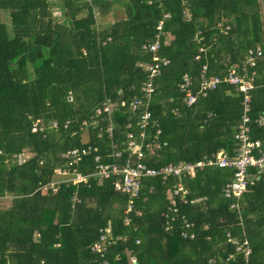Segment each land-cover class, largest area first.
<instances>
[{
  "label": "trees",
  "instance_id": "1",
  "mask_svg": "<svg viewBox=\"0 0 264 264\" xmlns=\"http://www.w3.org/2000/svg\"><path fill=\"white\" fill-rule=\"evenodd\" d=\"M80 1L62 0L57 20L49 0H0V199L10 198L0 208V264H101L103 259L130 264V257L136 264H264V173L247 188L236 212L220 192L231 172L196 170L181 180L188 203L176 200L172 221L165 192L176 179L169 177L141 180L127 213V197L113 191L107 180L90 178L86 184L60 185L55 192L39 190L64 164L81 175L93 170L91 157L72 164L62 158L72 148L94 147L91 156L109 163L115 146L120 154L115 161L128 159L125 136L136 128L128 129L127 123L134 124L136 115L127 104L142 98L139 88L147 72L137 63H151L152 55L141 47L156 40L155 57L168 64L151 80L147 134L152 136L156 123L160 149L141 161L158 170L168 163H195L220 150L232 155L242 95L222 83L186 107L177 85L188 74L196 89L202 65L206 76L240 71L247 51L259 46L263 58L247 70L256 75L249 116L253 120L264 114L259 11L264 0H118L124 18L101 30H96L93 9L104 13L111 2ZM104 98L126 102L110 118L111 137L104 133L107 116L90 120ZM36 122L41 130L32 132ZM251 136L263 139L264 130L253 128ZM24 154L27 158L17 163L16 157ZM180 215L194 224L189 230L193 239L180 237ZM99 229H109V237L116 239L103 259L89 251ZM242 231L251 249L246 263L225 238L228 232L241 239Z\"/></svg>",
  "mask_w": 264,
  "mask_h": 264
},
{
  "label": "built area",
  "instance_id": "2",
  "mask_svg": "<svg viewBox=\"0 0 264 264\" xmlns=\"http://www.w3.org/2000/svg\"><path fill=\"white\" fill-rule=\"evenodd\" d=\"M186 17L188 18L189 15H186ZM220 26L221 24L219 23V26L217 27ZM156 29H160V23L157 25ZM227 29L228 26L220 30L225 33ZM197 34H199V32H197ZM156 37L158 38V35H156ZM158 47L159 43L157 40L141 47L144 52L150 53L152 58L151 63L149 64L142 65L137 63V67L143 68L147 72V81L142 83L139 88L142 98L133 97L127 104V111L132 115H136L135 123H127V128L131 129L134 127L136 128V131L135 133L133 130L126 133V148L124 151L128 153V159L124 160V164H119V161H115V159L118 160L117 157L120 156L118 152L114 151L115 146H111L113 151L111 153L112 155H108V158L111 157L112 161L109 163H102L100 158L96 155L91 156V153L96 151V148L94 147L91 148L90 146H86L72 148L66 151L62 155V158L66 159L69 164H72L81 161L82 158L85 159L91 157L93 170L86 175H81L76 169H70L69 165L64 164L62 167H56L53 170L52 180L48 184L40 187V191L51 190L52 192H55L60 185L77 186L80 183L86 184L90 178L98 182L107 180L113 191L127 197L128 203L124 211V213H127L132 209L131 200L137 199L139 196L141 180L155 177L165 179L169 177L176 179V182L165 192V198L168 203L167 211L171 214L169 221H172L174 220L172 215L174 216L178 213L176 206L177 201L183 205L188 203L186 199L187 191L184 185H182L181 180L186 177H192L196 170H201L205 167H212L216 169H226L231 172V177L222 185L220 192L224 199L231 201L228 205L229 210L236 212L239 211V201L241 197L246 192L247 188L254 184L258 179V176L264 173V136L263 139H257L251 136L253 128L264 130V114H259L253 120L250 119V92L256 87L254 85L256 75L254 72H247L248 69L254 68L263 58L262 49L259 46H256L254 49L248 50L243 62L240 64V71L233 68L228 70L223 77L206 76V66L202 65L198 74L196 89L193 90V81L188 74H183L177 85V90L183 96L182 103L186 107L193 105L196 102L197 97H205L208 92L215 90L217 86L222 83L230 86L234 92L242 95V100L240 102V120L236 131L232 135V141L234 144L232 150L233 154L229 155L225 151L220 150L213 156L204 158L195 163L182 162L176 165L168 163L162 168L156 170L148 167L141 160L153 155L160 149V144L157 141L159 129L156 123L151 125L155 128L152 136L149 137L147 134V128L150 124V114L147 110V105L153 92L151 80L159 76L161 68L168 64V60L155 57V52ZM194 59L196 60L197 57ZM261 75L263 77L262 85L264 86V69L262 70ZM119 92L120 91H118V93ZM125 106V101L114 102L109 98H104L94 108L90 120L100 121L103 116H107L109 122L104 129V133L107 134L108 137H111L113 123L110 122V118H112L114 114L120 112V109ZM139 109H143L140 114L137 113ZM67 123L68 122H65L63 124V128L68 126ZM86 124L87 122L85 121L81 123L82 126H86ZM51 126L54 128L57 127L54 122L51 123ZM36 127L37 122L32 126L31 131L35 132L36 130H41V128ZM147 138H150V141L146 142ZM133 157L136 159L135 163L132 160ZM74 201L76 202L75 197L72 198V202ZM179 219L184 229L181 231L180 237L193 239L194 232L189 230L194 227V224L188 222L184 215H180ZM128 222L129 220L127 218L123 220L124 224H127ZM163 229L166 232L169 230V226L166 224L163 226ZM98 231L99 235L95 242L89 246V251L99 257V259H103L104 254L109 247L116 242V239L112 240L109 237V229H99ZM225 238L226 243L233 247L235 253L241 254L246 263L251 249L243 231L241 239L231 237L228 232L225 234ZM135 243H138V241ZM228 259H230V256H228ZM129 262L130 264H136L134 257H130ZM212 263V260H208L206 264ZM101 264H107V261L103 259Z\"/></svg>",
  "mask_w": 264,
  "mask_h": 264
},
{
  "label": "rangeland",
  "instance_id": "3",
  "mask_svg": "<svg viewBox=\"0 0 264 264\" xmlns=\"http://www.w3.org/2000/svg\"><path fill=\"white\" fill-rule=\"evenodd\" d=\"M111 5V10H114L112 12L113 15H108L106 16L105 20L104 21H101V16H98V11L101 12L98 8L95 7L94 9V20H95V25L97 26V29L96 30H99L100 27V23H107V22H112L114 20H121L124 18V14L120 11L116 9H113V7H116V5H118L119 7L121 6L119 4V1L118 0H108ZM49 2H52L51 0H49ZM113 5V6H112ZM122 7V6H121ZM84 11V10H83ZM120 14V16H119ZM51 16L52 17H55V19H60L61 18V14H59V12L54 8L52 7L51 8ZM261 19H263L262 15H261ZM115 22V21H114ZM217 26H219V23L217 24ZM84 134V133H83ZM83 140V137L81 138ZM27 158V155H20V156H17L16 157V160H17V163H21L23 160H25ZM42 192H45L44 190H42ZM10 203V198L8 197H4L3 199H0V208H5L9 205Z\"/></svg>",
  "mask_w": 264,
  "mask_h": 264
},
{
  "label": "crops",
  "instance_id": "4",
  "mask_svg": "<svg viewBox=\"0 0 264 264\" xmlns=\"http://www.w3.org/2000/svg\"><path fill=\"white\" fill-rule=\"evenodd\" d=\"M52 1V4H54L53 5V7L59 12V14H60V6H61V2H62V0H51ZM260 2H261V0H260ZM83 3V1L81 0L80 2H79V4L81 5ZM113 6V5H112ZM117 8V10L120 12H122L123 14H124V12H123V7H119L118 5H116V7H113V9H116ZM95 9V8H94ZM94 9H93V12H94ZM114 10H111V5H110V8L109 9H107L106 11H104V13L103 12H99L98 11V16H101L100 18H101V21H104L105 20V18H106V16H108V15H113L112 14V12H113ZM259 11H260V14L262 15L263 13H264V8L262 7V6H260V9H259ZM119 16H120V14H119ZM59 20V19H58ZM114 21H116V20H114ZM114 21H112V22H107V23H100V25H99V27H100V29L99 30H101V29H103V28H106V27H108L109 25H111ZM118 21V20H117ZM261 21L264 23V18L263 19H261ZM96 26V25H95ZM96 29H97V26H96ZM98 105V104H97ZM96 105V106H97ZM95 106V107H96ZM94 107V108H95ZM233 150V149H232ZM222 151H224V150H222ZM226 152V151H225ZM232 152V151H231ZM227 153V152H226ZM227 154H229V153H227Z\"/></svg>",
  "mask_w": 264,
  "mask_h": 264
}]
</instances>
